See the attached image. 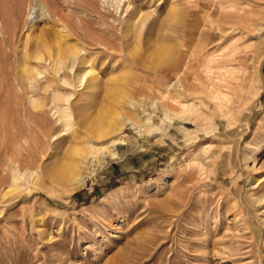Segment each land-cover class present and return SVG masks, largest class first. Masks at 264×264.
<instances>
[{"label": "rangeland", "instance_id": "obj_1", "mask_svg": "<svg viewBox=\"0 0 264 264\" xmlns=\"http://www.w3.org/2000/svg\"><path fill=\"white\" fill-rule=\"evenodd\" d=\"M106 105L120 129L94 153L74 135ZM83 153L84 184L32 175ZM0 264H264V0H0Z\"/></svg>", "mask_w": 264, "mask_h": 264}, {"label": "bare ground", "instance_id": "obj_2", "mask_svg": "<svg viewBox=\"0 0 264 264\" xmlns=\"http://www.w3.org/2000/svg\"><path fill=\"white\" fill-rule=\"evenodd\" d=\"M228 14H230V13H228ZM233 14L234 13H232V15L230 14L232 18H234V17L240 18L241 17L239 15L236 16V15H233ZM230 15H228V16L230 17ZM213 23H215V21H213ZM65 29H66L65 27H62L59 30L60 32L64 33L65 35H61L60 34L61 38L57 37L55 39V41H56L55 43L57 45H56V47L54 49H52L50 46L46 47V49L50 53V58L52 56L56 57V60H57L56 62H59L62 65H63V62H65V60H67V59H69L71 61L73 58H75V59L80 58L79 57V55H80L79 54V50L76 47L77 44L68 43L67 37H70V34H68V32L66 34ZM193 36H194V33H193ZM203 36H206V34L203 35ZM167 41H168V39H167ZM185 43H187V41ZM175 50H176V48H175V46L172 43H168L166 45H162L160 47L159 51H158L159 53L156 56V60L157 61L159 60V61L163 62L164 64H168V65L172 64L173 62H176L175 61V52H176ZM132 51L133 50H131V52ZM187 54L188 53L183 52L181 54V57H179L180 58L179 62H180V60L183 61L182 59L185 56H187ZM191 56H192V54H191ZM237 57H238V54L233 53V52H229V54H228V52L227 53L220 52V53L216 54V58L213 59V60L215 61V63L218 66L215 67V69L217 71L216 70H212L213 71L212 72V77H213L212 82H209V84L206 85L205 84L206 81L202 80L200 78L201 85L207 87L209 92H211L210 94H212L213 99L217 98L216 101H218V99L220 98V97L218 98L217 96H219L220 94H225L220 89L222 84L225 85V86H228L229 84H231L230 81H229L230 80L229 76H234V72L232 71V68H231L230 64ZM38 58L41 59V60H44L46 62L48 60V58H45L44 56H39ZM187 59L188 58H186L185 62L182 63V65H181V67H180V69L178 71V74L181 75V74H183L186 71V69H187ZM49 63H50V61H49ZM87 63H88V61L85 60V59H81V61H80V64H82V65H84V64L86 65ZM177 63H178V61H177ZM22 65H24V61L23 60H22ZM24 66H26V65H24ZM188 66H190V65H188ZM26 67H24V68H26ZM22 68H23V66H22ZM52 68H53V66H52ZM193 68H195V67H193ZM211 68L214 69V66L211 67ZM222 74H223V76L221 78L220 75H222ZM79 79L84 84L85 83L88 84L89 88H92V89H95L97 86H99V83H100V78L98 77V74L96 73V71L92 67L85 68L81 72V74L79 76ZM109 96L115 99L116 96H118L117 98H119V96H121V93H118V92L115 93V91H114L112 94L109 93ZM71 97L72 96L70 95L69 97L66 98V103L68 105V110L67 109L64 110V111H67V112H65L67 115L64 116V119L67 120L68 122L72 121V116L75 115V112H74L72 106L70 104H68V102L71 100ZM165 98L168 99V100L170 99V101H172V102L176 101V99H174L173 97L169 96V92L166 94ZM115 102H117V101H115ZM179 102H180L179 104L181 106H184V107L187 106V101L186 102L185 101H179ZM121 105H122V103H121ZM119 106H120V104H119ZM121 108L116 107V105L115 106H113V105L112 106H110V105L102 106V107H100V109L98 110L96 115L92 116V117H90L86 112H84L82 114V117H83V120H84V124H83L84 125V130L77 131L75 133V135H74V138H76L77 140H80L82 142H84L86 140V138H87L88 141L86 143H88L90 145L91 151H93L94 153L97 152V150H99V144L101 143L99 139L107 137V136L117 132V129H118L120 123H121V119H120V117H121L120 109ZM122 121H124V120H122ZM80 124L81 123H79V125ZM135 125H136V123H133V126H135ZM119 129H120V127H119ZM101 144H102L101 146L103 148L104 147L103 146L104 143H101ZM77 147H79V146L78 145L73 146L70 151L71 152L80 151V150L77 149ZM79 149H83V148L79 147ZM87 155L86 154L84 155V153H83V156H85V157H81L80 159L79 158L72 159V158L66 157L67 158L66 161H61V162L60 161H56L53 164L52 168L49 169L48 171H46L44 169H42V171L41 170L40 171L38 170L36 172L32 171V175H34V174L38 175V173H40L39 176L42 175L43 177H47L49 179L48 180L49 181L48 184L50 185L51 188L55 184H59V185L60 184H64V183H66V182H68L70 180H73L75 178H79L80 184H84L85 176L82 174L81 168H82V164L89 157V156L87 157ZM11 191L12 190H6L5 192L2 193L1 197H6L8 194L11 193Z\"/></svg>", "mask_w": 264, "mask_h": 264}]
</instances>
